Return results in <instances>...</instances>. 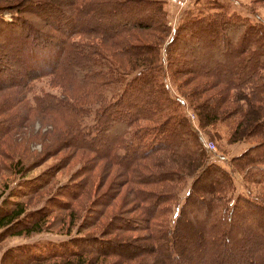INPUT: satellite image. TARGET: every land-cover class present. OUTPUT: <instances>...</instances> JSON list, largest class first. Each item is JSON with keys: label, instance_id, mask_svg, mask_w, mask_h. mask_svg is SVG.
Wrapping results in <instances>:
<instances>
[{"label": "trees", "instance_id": "trees-1", "mask_svg": "<svg viewBox=\"0 0 264 264\" xmlns=\"http://www.w3.org/2000/svg\"><path fill=\"white\" fill-rule=\"evenodd\" d=\"M36 3L18 0L8 7L0 6L10 10L13 18L10 22L16 24L13 26L16 29L5 33L3 38L12 48L15 47L19 63L27 60V66L21 67L19 72L23 77H10L7 83L26 85L46 74L57 77L72 94L66 93L61 98L50 95L52 101L44 111L53 114L51 110H58L60 116L57 118L65 125L60 127L72 134L77 142L90 143L81 125L85 113L91 111L93 104L89 102L96 96L100 99L93 110L97 112L95 124L99 127L105 129L119 124V127H124L122 134L133 124L139 126L141 120L158 122L161 127L158 132L156 130L149 135L143 131L127 141L122 137L116 141L110 138V146L105 148V156L108 155L110 160L112 157L129 172L134 171L133 164H144L148 174L141 171L136 178L129 180L132 183L179 182L187 171L193 176L185 192L184 203L176 206L173 226H165L162 219L159 222L162 227L158 230V223L152 225L151 239L156 255L168 264H196L198 261L202 264L208 261H216L217 264H234V261L264 264V203L255 201L256 195L230 196L233 188L230 172L208 159L201 136L187 118L167 113L172 108L171 103L180 105V100L176 102L168 98L167 87L157 80L155 73L161 70L155 64L159 42L149 44L141 38V30L153 29L156 25L164 30L166 13L163 0H73L75 6L70 14L64 11L66 14L62 15L63 11L55 9L57 17L53 18L48 17L45 10L41 15L35 12L54 32L35 21L31 6ZM213 7V11L194 15L189 12L192 8H187V17H183L181 26L173 30L166 44L170 47L175 41L186 42L183 46L188 48L190 70L209 73L214 79L199 84L205 91L209 85L216 88L209 94L212 103L204 99L202 108L195 105L199 127L222 121L221 108H228L232 103L235 113L228 132L229 140L260 136L257 143L232 157L231 163L242 171L244 180L259 182L261 188V185L264 187V168L259 165L264 163V22L260 19L250 22L236 12H228L224 4ZM230 33L231 38L228 37ZM53 41L56 49L52 60L40 61L39 56L50 53ZM2 44L5 46L7 42ZM203 62L212 66L201 67ZM131 71L134 75L125 81L117 95L108 99L104 88L109 83L122 81ZM218 85L222 89L216 87ZM232 90L234 94L229 95ZM75 94L77 96H72ZM37 110L41 111V108ZM170 122L174 125L167 129ZM162 129L166 133L159 137ZM183 135L191 137V147L182 143ZM120 149L122 151L118 152ZM141 159L150 162L143 163ZM135 195L137 200H145L149 204L141 211L146 217L137 219L154 220L160 214L159 202L166 198L164 193L149 195L145 192L142 196L136 192ZM261 196L260 201L264 202V195ZM10 203L11 207H0L1 231L18 224L20 228L12 234H29L42 229L43 213L29 214L32 218L21 223L19 217L24 206L18 201ZM190 206L198 207L197 212L204 219L196 224L197 228L188 230L182 226V218L190 211ZM245 217L248 224H245ZM190 243L194 250L191 255H185V248ZM46 256L43 260L52 255ZM31 264L58 263L46 260ZM63 264L80 262L68 259Z\"/></svg>", "mask_w": 264, "mask_h": 264}, {"label": "rangeland", "instance_id": "rangeland-1", "mask_svg": "<svg viewBox=\"0 0 264 264\" xmlns=\"http://www.w3.org/2000/svg\"><path fill=\"white\" fill-rule=\"evenodd\" d=\"M17 1L0 0V6L8 7ZM29 1H37L31 6L34 19L38 24H44L49 32L54 30L45 24L42 18H38L35 12L41 15L45 10L48 17H57L54 14L55 9L63 11L62 15H65L70 14L75 6L73 0ZM42 2L46 4L43 6ZM219 3L224 4L228 12H236L250 22L256 19L264 22V0H163L166 13L164 30L158 25L153 26V29L141 30V38L149 44L159 42L155 64L160 66L161 70L155 73L157 80L167 87L168 98L176 102L177 99L180 100V105L171 103L172 108L167 110L168 115H183L187 118L201 136L208 159L230 172L233 182L230 196L256 195L257 200L252 199L263 204L264 202L260 201L263 198L261 195H264L263 185L260 188L259 182L244 180L242 171L231 163L232 157L257 143L260 136L250 135L234 141L229 140L228 132L233 125L235 113L232 103L228 108H221L222 121H216L204 128L199 127L195 105L199 109L202 108L204 99L212 103L209 94L216 89L209 85L205 91L199 84H205L209 80L212 82L214 79L209 73L190 70V56L186 51L187 46H183L186 42L175 41L170 47L166 44L173 30L183 21V17H187V8H192L189 12L194 15L213 11V6ZM3 7H0V207H11V201H18L24 206V212L19 217L21 223L31 217L29 214L42 213L44 222L41 230L29 234H12V231L20 228L19 224L4 231L0 228V264H31L46 260L63 264V261L68 259L78 260L80 264H168L154 252L151 228L155 223H158L156 230L162 227L159 225L160 219L165 226H173L174 211L177 205L184 203L185 192L193 179L192 174L185 172L179 182L173 180L161 184L132 183L130 179L136 178L141 171H146L144 164H133L134 171L129 172L112 157L110 160L107 154L105 156V148L110 146V138L116 141V138L122 137L127 141L143 131H147L149 135L156 130L158 132L161 128L158 122L141 120L139 126L133 124L122 134L120 132L124 127H119V124L112 127L110 125L105 129L99 127L95 124L97 112L93 110L100 99L96 96L89 102L93 104L91 111L85 113L81 125L90 143L77 142V139L72 138V134L60 127L65 125L57 118L60 116L58 110H51L53 114L44 111L52 101L50 95L61 98L66 93L70 96L72 94L57 77L46 74L26 85L7 83L10 77H23L19 72L21 67L27 66V60L19 63L15 47L12 48L3 38L5 33L16 29V24L10 22L13 19L10 10ZM228 37L231 38V33ZM3 41L7 42L5 46ZM49 49V54L39 56L40 61L52 60L56 49L55 41ZM203 63L201 67L212 66L208 62ZM206 71L208 70L204 72ZM133 75L131 71L122 81H116L112 85L109 83L104 88L105 96L111 99V96L117 95L124 87L125 81ZM216 87L222 89L220 85ZM234 92L232 90L228 94ZM240 102L244 103L243 100ZM36 108H41V111ZM61 111L64 114V111ZM173 125L174 122H170L166 128L169 129ZM165 133V129H162L159 137ZM182 138L183 144L192 146L191 137L183 135ZM205 142L210 146H206ZM141 161L148 164L150 162L145 159ZM259 165L264 168V163ZM136 192L142 193V196H145V192L149 195L164 193L165 200L158 204L160 214L152 220L153 222L143 219L146 214L141 211L149 204L145 200H137ZM191 206L190 211L182 218V226L188 230L191 227L197 228L196 224L202 223L204 219L203 215L198 214V207ZM137 217L143 218L139 220ZM248 223L245 217V224ZM193 250L194 247L190 243L184 254L191 255ZM49 254L52 256L48 257ZM44 255H48L46 260H43ZM196 264L202 263L198 261ZM204 264L217 263L208 261ZM234 264L247 263L234 261Z\"/></svg>", "mask_w": 264, "mask_h": 264}, {"label": "built area", "instance_id": "built-area-1", "mask_svg": "<svg viewBox=\"0 0 264 264\" xmlns=\"http://www.w3.org/2000/svg\"><path fill=\"white\" fill-rule=\"evenodd\" d=\"M205 145H206V146H210L209 143H207V142H205Z\"/></svg>", "mask_w": 264, "mask_h": 264}]
</instances>
